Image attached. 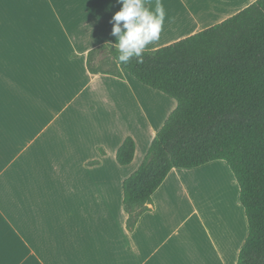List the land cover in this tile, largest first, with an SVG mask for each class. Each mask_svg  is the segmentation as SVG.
Segmentation results:
<instances>
[{
  "label": "crops",
  "instance_id": "1",
  "mask_svg": "<svg viewBox=\"0 0 264 264\" xmlns=\"http://www.w3.org/2000/svg\"><path fill=\"white\" fill-rule=\"evenodd\" d=\"M223 1L160 0L176 13L166 11L159 40L146 50L247 7L214 22ZM156 2L145 0L153 10ZM121 6L0 0V264H238L249 231L243 206L242 218L229 219L223 232L206 224L191 192L192 176L214 174L223 161L172 170L153 196V210L127 230L123 182L139 169L177 102H141L137 89L154 90L130 74L88 71L91 50L114 46L109 21ZM89 102L102 108L100 115L87 113ZM129 136L136 154L123 167L117 152ZM141 138L148 140L141 145ZM214 210L212 219L228 214Z\"/></svg>",
  "mask_w": 264,
  "mask_h": 264
},
{
  "label": "trees",
  "instance_id": "2",
  "mask_svg": "<svg viewBox=\"0 0 264 264\" xmlns=\"http://www.w3.org/2000/svg\"><path fill=\"white\" fill-rule=\"evenodd\" d=\"M117 55L109 44L91 50L88 71L119 79L128 73L177 102L139 169L123 182L127 230L153 210V196L172 170L223 161L239 185L248 222L238 264H264V0L195 35L146 50L142 62L123 65ZM135 154L129 136L117 161L129 166Z\"/></svg>",
  "mask_w": 264,
  "mask_h": 264
},
{
  "label": "rangeland",
  "instance_id": "3",
  "mask_svg": "<svg viewBox=\"0 0 264 264\" xmlns=\"http://www.w3.org/2000/svg\"><path fill=\"white\" fill-rule=\"evenodd\" d=\"M254 1L255 0H224L222 3L225 6L221 7V9H216L213 21L217 22L220 19H222L224 16L232 14L233 12L236 11L237 8L244 7V6L248 7L249 5L254 3ZM175 8L176 7L174 6H169V8L167 9L169 12L173 10L176 13ZM221 22H217L215 23V25ZM138 90L140 94H138ZM155 93L154 91H151V90L147 91L146 89L144 90L137 89L135 92V95L139 97L141 102L142 101L143 102H175L171 98L163 94H160V96H162L163 98L165 97V98L162 99V97H160L161 99H159V97H157L159 96L157 95L158 93L157 92ZM92 103L93 102H89L87 113H89L91 116H95L97 114L96 112L99 111V115H100V110H102V108L95 106V104L90 105ZM99 105H100V102H99ZM93 110L95 111L92 112ZM147 140H148L147 138H144V139L141 138L139 142L141 145H143V143H146ZM210 169H213V168H210ZM208 170L209 169H206L204 172H199V173L197 172L194 176L191 177L190 185H191V192L193 195L192 198L194 199L195 204L198 206L200 210V216L201 217L205 216L206 224L210 228L213 227L214 225L216 226L220 225L222 231L224 232L226 224L228 223L229 219L238 218V217L242 218V215H241L242 206L239 201L240 188L235 180V177L232 171L230 170V168L225 162L220 163L219 167H217L216 169H213L216 171L214 174L212 172L208 174H202V173H206L210 171ZM205 179L210 182H206ZM200 181L202 182L201 184H200ZM223 197H226L228 199L230 197V200H225L226 202H224ZM236 201H237V207H235L233 204ZM212 208H215L214 211L223 209L225 213L228 212V214L223 216L222 213H219V215L214 216L215 218L212 219L211 218V214H213Z\"/></svg>",
  "mask_w": 264,
  "mask_h": 264
},
{
  "label": "clouds",
  "instance_id": "4",
  "mask_svg": "<svg viewBox=\"0 0 264 264\" xmlns=\"http://www.w3.org/2000/svg\"><path fill=\"white\" fill-rule=\"evenodd\" d=\"M121 8L111 20V35L116 37L114 47L117 62L129 64L133 59L143 61V54L149 45L158 41L164 27L166 11L160 0L155 9L146 6L145 0H117Z\"/></svg>",
  "mask_w": 264,
  "mask_h": 264
},
{
  "label": "bare ground",
  "instance_id": "5",
  "mask_svg": "<svg viewBox=\"0 0 264 264\" xmlns=\"http://www.w3.org/2000/svg\"><path fill=\"white\" fill-rule=\"evenodd\" d=\"M166 11L168 12V10H167V9H166ZM172 11H173V10H172ZM172 11H171V12H172ZM169 13H170V12H169ZM164 24H165V23H164ZM166 25H167V24H166ZM164 29H165V28H164Z\"/></svg>",
  "mask_w": 264,
  "mask_h": 264
}]
</instances>
